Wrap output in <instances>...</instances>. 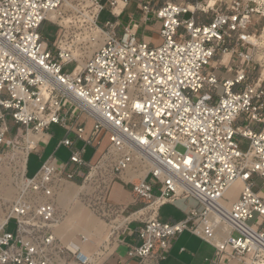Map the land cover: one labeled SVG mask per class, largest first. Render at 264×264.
Returning a JSON list of instances; mask_svg holds the SVG:
<instances>
[{"label": "built area", "instance_id": "1", "mask_svg": "<svg viewBox=\"0 0 264 264\" xmlns=\"http://www.w3.org/2000/svg\"><path fill=\"white\" fill-rule=\"evenodd\" d=\"M132 2L138 17L122 22ZM214 2L0 0V164L19 167L16 195L0 210V264H99L130 222L140 223V244L127 255L139 264L164 260L184 230L215 246L213 262L246 255V264H264V194L256 186L264 181V24L256 19H264V0ZM104 9L112 19L100 24ZM44 22L57 28L51 42ZM155 23L157 46L137 34ZM52 125L64 130L56 147L68 158L52 152L29 177L28 155L52 137ZM114 180L131 185L138 207L106 201ZM235 181L242 187L227 206L221 200ZM68 184L83 189L88 207L95 200L92 211L114 216L92 252L80 246L90 235L63 243L56 233ZM180 198L197 206L160 221L159 207Z\"/></svg>", "mask_w": 264, "mask_h": 264}, {"label": "crops", "instance_id": "2", "mask_svg": "<svg viewBox=\"0 0 264 264\" xmlns=\"http://www.w3.org/2000/svg\"><path fill=\"white\" fill-rule=\"evenodd\" d=\"M131 5H134V10H137L136 4L131 3ZM135 16L138 17L136 14ZM146 26L147 25L140 26L137 29V34L140 29L143 30V37L141 40L150 43L151 35L145 33ZM52 138L53 137L48 138L47 143L43 144L38 151H44L51 144ZM57 141L52 149L54 154L58 149L62 148L56 147ZM87 152L92 153L93 149L89 148ZM72 185L74 184L67 185V187L70 186L69 188H71V191H67L65 194L66 196L68 195L69 204L66 207L65 218L56 229V233L61 238L62 242L65 240V243L72 239V241H74V238H76L78 234H82L84 236L90 235V241L82 243L80 246L85 252H92L106 236L108 227L105 226L103 230L99 229V225H101V223L94 219L95 217H93L89 210L85 209L79 198L82 188L80 187V190L76 193L77 196L74 197L75 192H72V188H74L73 191H75L79 186L74 185L72 187ZM106 201L115 206H126L127 212L140 205L131 193V185H125L119 180L111 182L106 192ZM195 206H197V201L195 199L180 198L174 202L162 204L158 209V218L160 221L164 222L178 221L183 219L189 209ZM139 225V222H130L123 229H121L117 233V238L108 246L106 254L101 257L99 264H139V258L129 257L127 255V251L131 246L140 244V239L137 236V229ZM214 254L215 246L212 243L208 242L199 235L192 233L191 231L184 230L173 237L167 257L164 260L159 261L157 264H246L249 260V256L246 255L239 257L234 256L227 259L224 258L222 262L218 263L212 261Z\"/></svg>", "mask_w": 264, "mask_h": 264}, {"label": "rangeland", "instance_id": "3", "mask_svg": "<svg viewBox=\"0 0 264 264\" xmlns=\"http://www.w3.org/2000/svg\"><path fill=\"white\" fill-rule=\"evenodd\" d=\"M222 1H228V0H222ZM136 4L135 2H132V4ZM134 6V5H133ZM133 6L130 4L124 14L121 17V21L122 22H126L127 21V16L131 13H133L134 15H138V11L134 10ZM188 15H185V17H187ZM211 16V13H209L207 15V18L209 19ZM106 19H112L108 10L104 9L99 16V23L102 24ZM257 21H259L261 23V25L264 24V19L263 18H256ZM255 22V21H254ZM259 31L261 30L260 27H256ZM145 33L150 34L151 35V39H150V43L153 46H157L160 45L162 42V39L158 33V29H159V24L155 23V25L152 27L150 25H147L145 28ZM41 33L43 34L44 37H46L48 39V41H52L53 38L55 37L56 33H57V28L56 26L50 24L49 22H44L41 26ZM143 30H139L138 32V37L141 39L143 36ZM259 34V33H258ZM263 34V33H262ZM264 38V36H263ZM264 41V39H263ZM260 41V46L264 47V42ZM225 58H227V56H225ZM74 68V63L70 62L66 65H64L63 70L64 71H71ZM217 75H220L219 72H216ZM224 77H230L232 76V74H224ZM217 94H222V88L221 86L218 87L217 90ZM86 114L82 113L81 117H80V121H83L85 119ZM92 126V119H88L86 121V134L90 132ZM49 132L52 134V142L51 144L44 150V151H35V152H31L28 155L27 158V166H26V175L27 176H33L35 174V172L39 169L42 161L44 160V158H46V156H48V154H50L52 152V149L54 147V145L56 144V141L58 138H60L63 134H64V130L57 126V125H52L49 129ZM108 143V137L106 136L103 139L102 145L98 148V150L96 151V153L94 154V156L91 157V162H94L99 155L101 154L102 150L104 149L105 145ZM248 139L246 138H239V142H238V148L240 151L244 152L247 149L248 146ZM178 150L183 151V147L178 146L177 147ZM40 150V149H39ZM89 152H87V154L85 155V158H89L90 157ZM56 157L59 160H67L68 158V152L64 149V148H60L56 151L55 153ZM14 167V168H13ZM10 167V171H11V175L14 176V170L17 171V169H19L18 166H13ZM9 170V169H8ZM6 170V167L4 165H2V163L0 164V206H1V211L5 212L6 208L9 206L10 202L14 199L15 195H16V186L15 183L10 180L11 176H10V172ZM239 183V184H238ZM264 181L260 180V179H256V186L257 188H261V194H264ZM241 183L239 181H235L230 188L226 191L224 197L222 198V203L226 204L227 206L230 205V202L234 201L241 190ZM83 201V199H82ZM95 200H92L91 205L92 207H88V205L86 203H83V206L85 207L86 210H89V212L92 211V208H97L98 205L93 204ZM93 217H95L99 223H101V225H99V229L103 230L106 227H108L109 222L111 220L114 219V216H100L99 214H97L96 212L92 211L91 212ZM7 230L9 231H13L14 230V223L13 221L10 222V224L7 226ZM63 243H65V240L63 241Z\"/></svg>", "mask_w": 264, "mask_h": 264}, {"label": "bare ground", "instance_id": "4", "mask_svg": "<svg viewBox=\"0 0 264 264\" xmlns=\"http://www.w3.org/2000/svg\"><path fill=\"white\" fill-rule=\"evenodd\" d=\"M209 4L210 5H213L214 6V4H215V2H214V0H209ZM225 58V57H224ZM226 60V58L223 60V61H225ZM6 167V170H8L10 173V176H11V179L10 180H12V175H11V171H10V166H5ZM23 168H24V166H23ZM239 184V183H238ZM74 185H72V187H73ZM70 187V186H69ZM69 187H65L64 189H63V191L61 192V194H60V197H59V202L61 203V205L66 209V207H67V205L69 204V198L65 195L66 194V192L68 191V192H70L71 190V188H69ZM76 187V186H75ZM74 190V188H72V192H75L74 193V197L75 196H77L76 195V193L78 192V190H80V187H78V188H76V190L75 191H73ZM82 192H83V189H82ZM81 192V193H82ZM73 197V198H74ZM73 201V200H72ZM74 202V201H73ZM74 205V204H73ZM0 210H1V206H0ZM82 212V211H81ZM78 213V212H77ZM76 213V214H77ZM75 214V215H76ZM87 215V214H86ZM90 215V214H89ZM72 216V215H71ZM94 219H96V218H94ZM87 220V219H86ZM97 220V219H96ZM98 221V220H97ZM92 222H94V221H92ZM76 229V228H75ZM80 229V228H79Z\"/></svg>", "mask_w": 264, "mask_h": 264}]
</instances>
